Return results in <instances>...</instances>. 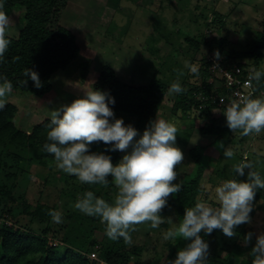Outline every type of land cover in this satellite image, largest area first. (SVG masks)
Segmentation results:
<instances>
[{
  "label": "rangeland",
  "instance_id": "1",
  "mask_svg": "<svg viewBox=\"0 0 264 264\" xmlns=\"http://www.w3.org/2000/svg\"><path fill=\"white\" fill-rule=\"evenodd\" d=\"M263 20L264 0H69L60 24L75 34L81 50L78 59L53 75L52 90L45 97L12 90L7 98L5 108H14V129L28 139L19 145L20 139L15 143L9 133L0 135V223L46 240L48 248L76 252L97 264H104L101 258L117 252L126 254L128 264H168L175 260L189 242L163 238L167 230L180 223L174 211L162 216L165 219L159 228H151L150 222L136 225L130 233L131 243H126L123 238L110 240L99 218L74 208L77 198L86 191L113 203L118 189L115 185L102 191L93 189L56 167L54 157L43 150L50 130V111L92 91L104 67L132 86L160 79L170 87L178 81L185 91H168L156 118L179 122L176 146L184 160L175 168L178 176L174 183L195 173L189 151L195 146L203 147L205 175L199 201L216 206L212 199L216 186L228 179H247V175L236 177L232 170L235 164L251 161L253 170L264 176V132L249 136L231 132L226 141L215 143L201 130L214 120L225 126L226 107L216 105L213 91L210 96L195 93L214 85L218 75L213 70L215 65L243 64L264 70V48L262 59L256 63L251 47L262 31ZM21 30L20 24L8 26L6 36L16 39ZM217 50L221 53L219 61L214 56ZM185 60L199 65L198 77L184 67ZM89 61L84 78L82 65ZM181 71L183 75H179ZM181 98L200 102L202 110L198 105L184 111L177 104ZM116 118L135 127V118L124 114ZM220 144L233 150V158H224ZM124 154L121 152V158ZM40 205L60 212L62 222L54 223L52 218L41 222L34 217ZM251 216L252 223L240 225L232 238L214 230L209 235L208 259L224 263L232 258L233 264L252 261L251 246L245 247L243 238L248 232H264V191L258 192ZM93 254L96 259L91 257Z\"/></svg>",
  "mask_w": 264,
  "mask_h": 264
},
{
  "label": "clouds",
  "instance_id": "2",
  "mask_svg": "<svg viewBox=\"0 0 264 264\" xmlns=\"http://www.w3.org/2000/svg\"><path fill=\"white\" fill-rule=\"evenodd\" d=\"M4 5L5 0H0V63L11 43L6 36L10 21ZM214 56L217 61L221 59L218 50ZM184 67L199 76L198 64L185 60ZM183 74L179 72V75ZM23 75L26 77L23 85L31 80L36 88L42 87L38 72L27 68ZM262 79L264 70H253L249 74V83L255 81L259 84ZM12 90V82L0 76V110L5 108ZM168 91L182 94L185 89L176 81ZM115 103L110 93L92 90L71 104L51 110L47 125L50 130L43 150L54 157L59 170L76 177L81 184L115 185L118 192L113 203L93 191H86L77 198L74 208L84 215L99 218L110 240L123 238L126 243H131L130 233L136 225L150 222V227L156 229L164 222L162 209L167 206L168 198L180 192L182 187L181 183L173 181L177 180L175 168L184 160V154L176 146L179 122L156 119L141 134L132 125H125L123 119L116 118ZM223 115L233 133L259 135L264 132V97L244 96L232 100ZM94 142H103L109 147L103 152H94ZM219 147L225 159L233 158L230 147L225 148L223 144ZM117 151L125 154L119 163L113 164L112 156L106 153ZM253 169L251 161L235 164L232 170L236 177L247 175V179H228L216 186L212 197L216 206L199 201L195 206L185 208L182 222L167 230L163 238H180L189 243L168 264H207L209 243L201 233L209 236L214 230H221L226 237L232 238L237 235L236 229L240 225L252 223L256 196L264 191V176ZM48 214L54 223L62 222L60 212L50 210ZM243 243L245 247L251 246V264H264V232L258 235L248 232Z\"/></svg>",
  "mask_w": 264,
  "mask_h": 264
},
{
  "label": "trees",
  "instance_id": "3",
  "mask_svg": "<svg viewBox=\"0 0 264 264\" xmlns=\"http://www.w3.org/2000/svg\"><path fill=\"white\" fill-rule=\"evenodd\" d=\"M69 0H5L4 11L9 17V26L21 25L22 30L18 38H7L11 41L4 60L0 63V76L6 77L13 84V90L29 93L35 97L43 98L52 90L51 79L59 71L66 70L75 62L80 54V47L77 44L75 34L60 24L61 17L68 7ZM193 47H197L194 41H190ZM253 57L257 63L262 59V50L264 48V20L262 31L251 45ZM91 62L82 65L85 69L84 78L88 74ZM242 68H250L247 65H237ZM29 68L39 73L42 83L41 88H36L34 83L29 80L25 86L22 81L26 79L24 71ZM255 70H261L256 68ZM264 79L259 85H262ZM208 89H198L195 94L203 93L204 96H210L217 92H224L217 89L214 85H207ZM169 86L163 80L156 79L144 86H132L122 82L115 72L104 67L94 86L93 90H101L110 93L115 98L114 112L128 115L136 119L135 128L142 134L151 121L156 120ZM197 96V95H196ZM178 106L184 111L191 108H197L200 102L191 101L187 98H181ZM216 105L219 102L216 101ZM203 105H199L202 110ZM201 112V111H200ZM14 117V108L9 106L0 110V135L9 133L12 141L20 139L19 145L23 144L28 137L14 129L12 119ZM227 127L218 125L214 120L210 127L201 130L205 136H210L215 143L226 141L231 134ZM107 145L103 142H94L92 151L103 152ZM203 151L201 146H195L190 149L189 156L193 161L196 171L193 175L186 176L180 183L181 190L168 198L167 206L162 209L161 215H166L174 211L180 223L185 214V208L193 207L199 202L201 192V183L205 175L203 166ZM113 158V164L119 163L121 152L106 153ZM111 179V177L109 178ZM174 183V181H173ZM88 185V184H87ZM96 190H106L112 188L114 184L108 186L88 185ZM53 208L40 205L34 211L33 216L38 220L45 221L51 216L48 214ZM202 237L208 242L209 236L201 233ZM189 242V241H188ZM104 264H128L126 254L117 252L111 253L105 259L101 258ZM234 259L228 258L224 263L208 259L207 264H233ZM0 264H97L76 252H61L58 248L47 246V241L29 233H23L19 230L13 231L12 228L0 223ZM244 264H251V261H245Z\"/></svg>",
  "mask_w": 264,
  "mask_h": 264
},
{
  "label": "built area",
  "instance_id": "4",
  "mask_svg": "<svg viewBox=\"0 0 264 264\" xmlns=\"http://www.w3.org/2000/svg\"><path fill=\"white\" fill-rule=\"evenodd\" d=\"M214 72L218 73L214 82V87L224 90V92L216 93V101L220 105L227 107L232 100L250 96L252 98L264 97V80L262 85L252 81L249 83V74L254 70L252 68H242L239 66H225L215 65ZM239 93V96H237ZM96 259V254L91 256Z\"/></svg>",
  "mask_w": 264,
  "mask_h": 264
}]
</instances>
